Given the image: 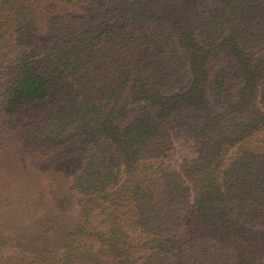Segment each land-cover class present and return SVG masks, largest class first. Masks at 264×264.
<instances>
[{
    "label": "trees",
    "instance_id": "obj_1",
    "mask_svg": "<svg viewBox=\"0 0 264 264\" xmlns=\"http://www.w3.org/2000/svg\"><path fill=\"white\" fill-rule=\"evenodd\" d=\"M0 120L77 154L35 264H264V0H0Z\"/></svg>",
    "mask_w": 264,
    "mask_h": 264
},
{
    "label": "rangeland",
    "instance_id": "obj_2",
    "mask_svg": "<svg viewBox=\"0 0 264 264\" xmlns=\"http://www.w3.org/2000/svg\"><path fill=\"white\" fill-rule=\"evenodd\" d=\"M0 137L4 142L0 151V264H35L32 259L37 257L36 251L44 248L48 228L53 226L47 221L55 220L60 232L74 227L80 218L77 205H65L59 211L53 196L51 198L47 191L39 192L46 190V186L47 189L55 186L50 184L52 177L42 178L40 183L39 174L58 175L63 183L69 173L68 161L77 154L70 155L72 148L52 151L43 148L40 141L25 136L12 124L5 129L1 120ZM177 157L179 160L180 156ZM24 199L26 201L22 202ZM63 242V238H57L47 245L53 253L60 254Z\"/></svg>",
    "mask_w": 264,
    "mask_h": 264
}]
</instances>
